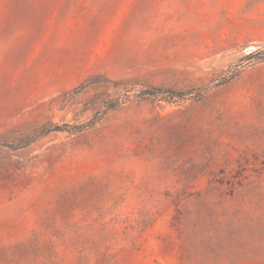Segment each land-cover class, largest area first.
<instances>
[{
    "label": "rangeland",
    "instance_id": "obj_1",
    "mask_svg": "<svg viewBox=\"0 0 264 264\" xmlns=\"http://www.w3.org/2000/svg\"><path fill=\"white\" fill-rule=\"evenodd\" d=\"M0 264H264V0H0Z\"/></svg>",
    "mask_w": 264,
    "mask_h": 264
}]
</instances>
